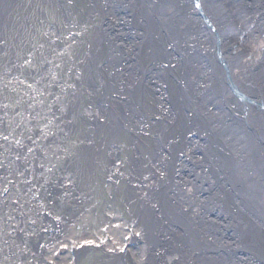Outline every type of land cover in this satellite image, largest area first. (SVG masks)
<instances>
[{
    "label": "bare ground",
    "instance_id": "obj_1",
    "mask_svg": "<svg viewBox=\"0 0 264 264\" xmlns=\"http://www.w3.org/2000/svg\"><path fill=\"white\" fill-rule=\"evenodd\" d=\"M18 1L0 0V47ZM86 1L71 104L100 117L67 156L75 175L125 140L144 254L264 264V0Z\"/></svg>",
    "mask_w": 264,
    "mask_h": 264
},
{
    "label": "rangeland",
    "instance_id": "obj_2",
    "mask_svg": "<svg viewBox=\"0 0 264 264\" xmlns=\"http://www.w3.org/2000/svg\"><path fill=\"white\" fill-rule=\"evenodd\" d=\"M83 1L55 0L48 13L36 0H19L8 12L0 47V264H136L137 257L156 264L142 252L147 237L130 196L126 141L100 145L83 177L67 157L100 117L71 104L84 87L76 57L89 36Z\"/></svg>",
    "mask_w": 264,
    "mask_h": 264
},
{
    "label": "flooded vegetation",
    "instance_id": "obj_3",
    "mask_svg": "<svg viewBox=\"0 0 264 264\" xmlns=\"http://www.w3.org/2000/svg\"><path fill=\"white\" fill-rule=\"evenodd\" d=\"M86 3H88L86 0H84ZM84 1H83V3H84ZM89 1V4L91 5V7H92V4L94 3V1L95 0H88ZM74 3H76V4H78L79 5V3L78 2H73L72 4H74ZM85 4V3H84ZM87 7H89V6H87ZM90 8V7H89ZM90 10H91V8H90Z\"/></svg>",
    "mask_w": 264,
    "mask_h": 264
}]
</instances>
